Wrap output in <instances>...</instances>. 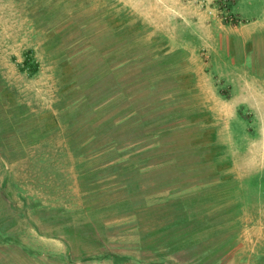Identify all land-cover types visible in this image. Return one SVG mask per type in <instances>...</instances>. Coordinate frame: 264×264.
<instances>
[{"label": "rangeland", "instance_id": "374dc122", "mask_svg": "<svg viewBox=\"0 0 264 264\" xmlns=\"http://www.w3.org/2000/svg\"><path fill=\"white\" fill-rule=\"evenodd\" d=\"M234 2L0 0V263L264 264Z\"/></svg>", "mask_w": 264, "mask_h": 264}, {"label": "crops", "instance_id": "0c3cea01", "mask_svg": "<svg viewBox=\"0 0 264 264\" xmlns=\"http://www.w3.org/2000/svg\"><path fill=\"white\" fill-rule=\"evenodd\" d=\"M232 12L239 19L238 34L246 47H258V40L264 37V0H234ZM253 42V43H252ZM1 226V225H0ZM6 232L0 227V254H6L4 240ZM3 264V263H0Z\"/></svg>", "mask_w": 264, "mask_h": 264}]
</instances>
